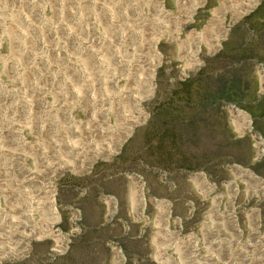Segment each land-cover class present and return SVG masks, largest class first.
Segmentation results:
<instances>
[{
  "label": "rangeland",
  "instance_id": "1",
  "mask_svg": "<svg viewBox=\"0 0 264 264\" xmlns=\"http://www.w3.org/2000/svg\"><path fill=\"white\" fill-rule=\"evenodd\" d=\"M186 1L189 0H163V8L179 24L168 20L164 30H152V36L157 31L154 37H159L156 49L161 57L154 71L151 96L142 101L146 117L132 126L108 157H95L81 171L65 169L57 174L51 184L57 221L48 212V200L44 199L48 196H40L39 201L32 194L35 189L26 188L34 196L31 206L36 211L35 221L38 218L34 228L41 232L27 242L22 256L0 257V264H169L170 260L171 264H193L190 257L185 260L181 255V246L171 244L165 224L179 241L197 238L193 248L202 255L211 252L220 259L219 264H248L234 258L239 251H248L253 262L260 258L259 252L264 250V96L257 95L256 66H264V18L257 19L264 16V0H258L227 27L214 53L200 44L196 58L202 64L198 67H191L186 50L195 47V31L201 32L209 23L210 0H200L198 6L205 4L194 9L190 20L186 17ZM2 45L0 53L4 54L7 44ZM220 79L225 86L219 84ZM119 83L123 85L124 80ZM100 91L102 94H95L99 99L105 95ZM102 107L100 104L99 114L95 113L98 118L108 109ZM232 109L249 116L250 124L244 131H239L233 121ZM75 113L84 117L80 110ZM28 137L33 138L30 134ZM19 154L38 170L36 173H42L44 167L39 160L23 149ZM234 167L247 169L260 178L262 191L249 195L250 187L235 174ZM5 171L0 168V180L10 176L21 179L19 173L7 170L8 176ZM198 174L204 175L205 184L196 177ZM231 182L237 185L235 193ZM1 195L0 205L5 212L23 214V206L14 209ZM139 195L144 199L141 210ZM229 202L241 236L226 222ZM256 212L259 223L254 219ZM218 215L224 222L218 223ZM6 225L8 221L0 218V237ZM211 232L228 240L227 247L234 254L230 259L224 258L219 246L212 242L209 249L205 240Z\"/></svg>",
  "mask_w": 264,
  "mask_h": 264
},
{
  "label": "bare ground",
  "instance_id": "2",
  "mask_svg": "<svg viewBox=\"0 0 264 264\" xmlns=\"http://www.w3.org/2000/svg\"><path fill=\"white\" fill-rule=\"evenodd\" d=\"M186 2V17L190 20L200 0ZM257 2L220 0L219 5L211 10L209 23L201 32L195 31L191 38L195 47L186 50L192 62L191 67L202 64L196 58L200 44H205L207 50L214 53L227 27L237 22L240 15ZM168 20L179 24L174 15L163 8V0H0V49L3 42L7 44V52L0 53V168L6 169L7 175V170L11 174L14 172L21 175L19 180L11 176L1 178L0 194L13 204L14 209L24 207L21 208L23 214L20 211L16 214L15 210L5 212L0 205V218L8 221L3 229V237H0V257L9 259L22 256L27 242L41 232L40 228H34L38 218L35 221L36 214H33L36 211L31 206L33 195L36 194L38 200L42 195L49 197L44 198L48 200V212L57 221L51 196V184L57 174L65 169L78 172L86 168L95 157H108L132 126L146 117L142 101L151 96L154 71L161 57L156 49L159 37H154V34L157 32L155 30H164L165 21ZM153 29L155 32L152 36ZM187 41L190 45L191 40ZM119 80H124V84L120 85ZM100 90L105 95L99 99L95 94L101 93ZM100 104L108 109L106 107L104 113L101 110L102 117L98 118L95 113ZM78 110L83 113V118L77 117L75 112ZM231 111L239 131L247 127L249 116L240 110ZM29 134L33 138H29ZM20 149L40 161V166L44 167L42 173H36L38 170L32 169L24 161L19 154ZM50 159L56 161L51 163ZM233 170L250 187L249 195L262 191L260 178L249 170L241 167H234ZM203 176L196 175L205 184ZM28 187L35 189L33 193L26 190ZM230 187L233 193L238 191L235 182H231ZM143 201L139 195V210L143 207ZM231 202L228 204L229 210L225 211L228 217L226 222L240 234L237 220L231 214ZM218 216V223L224 222ZM257 216L256 212V222ZM168 229L165 224L164 231L168 233L171 244L181 246V255L185 260L190 257L193 264H219L220 259H215V256L210 255L211 252L202 255L193 248L196 245H192V242L196 243L197 238L179 241L178 235L175 237L174 232ZM213 234H206L208 237L205 243L209 249L212 242L221 248L218 251L224 258L230 259L234 254L227 247L228 240ZM12 242L19 248H14ZM239 252L234 258L249 263L253 260L247 255L248 251ZM259 253L260 258L251 263L264 264V250ZM170 256L168 254L167 257Z\"/></svg>",
  "mask_w": 264,
  "mask_h": 264
},
{
  "label": "built area",
  "instance_id": "3",
  "mask_svg": "<svg viewBox=\"0 0 264 264\" xmlns=\"http://www.w3.org/2000/svg\"><path fill=\"white\" fill-rule=\"evenodd\" d=\"M257 75L259 77V85H258V92L257 95L259 97L264 95V66L262 64H258L256 66ZM250 124V123H249ZM261 145V144H260ZM258 148V147H257ZM259 150V148H258ZM259 154V151H258Z\"/></svg>",
  "mask_w": 264,
  "mask_h": 264
},
{
  "label": "crops",
  "instance_id": "4",
  "mask_svg": "<svg viewBox=\"0 0 264 264\" xmlns=\"http://www.w3.org/2000/svg\"><path fill=\"white\" fill-rule=\"evenodd\" d=\"M220 3V0H210V18L212 16V11L219 5ZM205 4V3H204ZM204 4L198 6L197 8H200V7H203ZM213 9V10H212ZM212 10V11H211ZM261 18H257L259 21L261 20L262 21V18H264V16H260Z\"/></svg>",
  "mask_w": 264,
  "mask_h": 264
},
{
  "label": "trees",
  "instance_id": "5",
  "mask_svg": "<svg viewBox=\"0 0 264 264\" xmlns=\"http://www.w3.org/2000/svg\"><path fill=\"white\" fill-rule=\"evenodd\" d=\"M221 81H222V80L220 79V82H219V84L223 85L224 83H221ZM223 86H225V84H224ZM263 96H264V95H263ZM263 96H262V97H263Z\"/></svg>",
  "mask_w": 264,
  "mask_h": 264
}]
</instances>
